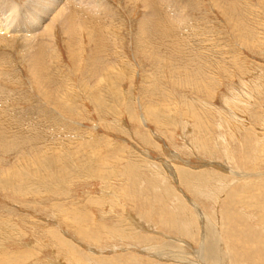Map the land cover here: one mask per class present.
<instances>
[{
    "label": "rangeland",
    "instance_id": "rangeland-1",
    "mask_svg": "<svg viewBox=\"0 0 264 264\" xmlns=\"http://www.w3.org/2000/svg\"><path fill=\"white\" fill-rule=\"evenodd\" d=\"M150 1L165 22L138 36L150 44L147 54L137 47L142 0L72 12L76 45L55 29L32 68L20 40L0 35V126L11 119V129L17 123L51 147L37 164L27 146L0 150L1 264H196L202 251L200 260L191 254L204 236L219 239L217 264H264V0ZM185 75L199 82L197 91ZM176 169L190 176L178 178ZM160 214L204 235L187 240L157 223ZM166 243L175 251L169 257L147 250ZM178 244L189 253H176Z\"/></svg>",
    "mask_w": 264,
    "mask_h": 264
},
{
    "label": "bare ground",
    "instance_id": "bare-ground-1",
    "mask_svg": "<svg viewBox=\"0 0 264 264\" xmlns=\"http://www.w3.org/2000/svg\"><path fill=\"white\" fill-rule=\"evenodd\" d=\"M136 1V0H135ZM138 1V0H137ZM143 1V5H142V12L144 13L143 15H142V17H141V20L143 21V23L140 25L141 27L140 28H138L139 29V32H137L136 34H137V38H138V41H137V43H140V41H139V37L140 38H142L143 39V37H146V33H147V31H148V26L149 25H154L155 26V24H157V23H161V21H163L162 19H164L163 18V15H162V13L160 12V17H159V12H157L156 10H158V9H156V7H155V5L150 1V0H142ZM163 1V0H162ZM219 1V0H218ZM130 2H133V1H130ZM166 2H173L172 0H167ZM175 2V1H174ZM177 2V1H176ZM221 2V1H220ZM226 2V1H225ZM229 2V1H228ZM102 0H25L22 4H20L19 2H17V0H0V19H1V21H2V23L4 24L3 26H0V35H6V37H7V35H11V36H15V37H17L19 40H20V44H21V48H22V50L25 52V54H26V61H28L27 62V65H29V67L30 68H32L33 66L35 67V63H36V60H34V59H37V55L39 54L38 53V51H39V49H41L40 47L43 45V44H51V42H53V39H54V37H55V33H54V31H55V29H57L58 30V28H59V30L58 31H60V33H63V35L65 34L67 37H66V41L68 42V45H76V40H75V38H74V34H72L73 32H71V19L73 18V17H71L72 16V12H75L76 13V10H78V9H80V10H85V13L87 14H90L91 15V13L92 12H97V11H100V10H103V9H108L109 7H110V5L109 4H104L103 3V5H102ZM108 3V2H107ZM136 3V2H135ZM139 3V2H138ZM159 3V2H158ZM231 3V2H230ZM233 3V2H232ZM161 4V3H160ZM160 4H159V6H160ZM176 4V3H175ZM174 4V5H175ZM220 4H223V1L220 3ZM112 5V4H111ZM138 5V4H137ZM163 5H165V4H163ZM163 5H161V7L163 6ZM172 5H173V3H172ZM171 5V6H172ZM185 5V4H184ZM178 6V5H177ZM176 6V7H177ZM141 7V6H140ZM175 7V6H174ZM179 7V6H178ZM183 6H181V8H182ZM220 7V6H219ZM172 8V7H171ZM180 8V7H179ZM226 8V7H225ZM164 9H165V7H164ZM175 8H173V10H174ZM177 9V8H176ZM163 10V9H162ZM166 10V9H165ZM167 10H169L170 11V9H168L167 8ZM172 10V9H171ZM182 10V9H181ZM185 10V9H184ZM223 10H224V8H223ZM79 11V10H78ZM105 11H107V10H105ZM159 11V10H158ZM225 11V10H224ZM227 12H228V10H226ZM100 12H102V11H100ZM111 12V11H110ZM167 12V11H166ZM175 12V11H174ZM173 12V13H174ZM75 13H73V14H75ZM163 13H164V11H163ZM168 13V12H167ZM170 13V12H169ZM171 14L170 13V15H174V14ZM105 14H107V13H105ZM112 14V13H111ZM180 14V13H179ZM83 15V14H82ZM97 15V14H96ZM108 15V14H107ZM116 15V14H115ZM167 16H168V14H167ZM177 16H178V14H177ZM184 16V15H183ZM75 17H76V15H75ZM78 17L79 16H77V19H78ZM83 17V16H82ZM100 17V16H99ZM165 17V16H164ZM176 17V16H175ZM118 18V17H117ZM162 18V19H161ZM185 18H188V17H185ZM99 19V18H98ZM115 19V18H114ZM119 19V18H118ZM169 19H170V17H169ZM180 19V18H179ZM179 19H177V20H179ZM183 19V18H182ZM18 20H19V22L21 21V23L23 24V29L22 30H17V28H16V26H15V22H18ZM75 20V19H74ZM101 20V19H100ZM186 20H189V19H186ZM72 21H73V19H72ZM77 21V20H76ZM88 21V20H87ZM119 21V20H118ZM168 21V20H167ZM173 21H175V20H173ZM182 21V20H181ZM81 22V24L80 25H82V27L84 28L83 29V31H85L86 32V35H87V38H90V39H92V37H95V36H93V35H89V31H88V27H87V25H88V23L86 22V20L84 21H80ZM105 22H107V21H105ZM114 22V21H113ZM163 22H165V21H163ZM185 22V21H184ZM87 23V24H86ZM121 23V22H120ZM166 23H170L171 24V22L170 21H168V22H166ZM181 23H183V21L181 22ZM74 25H75V23H73ZM90 24V23H89ZM110 25H111V22L109 23ZM113 24V23H112ZM163 24V23H162ZM161 24V25H162ZM169 24V26H168V28L169 27H171L169 30H173V25L171 26ZM175 24H178V23H175ZM179 24H180V22H179ZM186 24V23H185ZM77 25H78V23H77ZM119 25V24H118ZM183 25V24H182ZM182 25H181V27H182ZM187 26L189 25V24H186ZM121 26V25H120ZM160 26V25H159ZM174 26H176V25H174ZM73 27V26H72ZM76 27V26H75ZM74 27V28H75ZM108 27V26H107ZM162 27V26H161ZM165 27V26H164ZM181 27H179V28H181ZM12 28H14V29H12ZM80 28V27H79ZM109 28V27H108ZM153 27L151 26V30L152 31H154V29H152ZM73 29V28H72ZM82 29V28H81ZM91 29V28H90ZM97 29V28H96ZM105 28L103 27V30H104ZM162 29H164V28H162ZM167 29V28H166ZM175 29V28H174ZM183 29V28H182ZM75 30V29H74ZM165 30V29H164ZM180 30V29H179ZM73 31V30H72ZM77 31V30H76ZM82 31V30H81ZM92 31V30H91ZM98 31V30H97ZM167 32H168V30H166ZM174 31H176V33H177V28H176V30H174ZM78 32V31H77ZM94 32V31H93ZM149 32V31H148ZM171 32V31H170ZM75 33V32H74ZM80 33V32H79ZM78 33V34H79ZM100 33V32H99ZM107 33V32H106ZM173 33V32H172ZM153 34V33H152ZM164 34H165V32H164ZM164 34H163V36H164ZM166 34H168V33H166ZM170 35H171V33H169ZM97 35V34H96ZM109 35V34H108ZM151 35V34H150ZM159 35V34H158ZM181 35V34H180ZM98 36V35H97ZM139 36V37H138ZM152 36V35H151ZM157 36V35H156ZM162 36V35H161ZM168 37V35H165V37ZM9 37V36H8ZM175 37H177V35L175 36ZM175 37H173V38H175ZM181 37V36H180ZM12 38V37H11ZM159 38V37H158ZM170 38V37H169ZM185 38V37H184ZM1 39V38H0ZM55 39H56V37H55ZM94 39H96V38H94ZM141 39V40H142ZM162 39V38H161ZM2 40H4V39H2ZM12 40V39H11ZM80 40V39H79ZM88 40V39H87ZM97 40V39H96ZM159 40V39H158ZM166 40V39H165ZM168 40V39H167ZM173 40H175V39H173ZM7 41V40H6ZM92 41H93V39H92ZM142 41H144V40H142ZM17 42V41H16ZM96 42V41H95ZM118 42V41H117ZM123 42V41H122ZM121 42V43H122ZM171 42V41H170ZM170 42H168V43H170ZM19 43V42H18ZM91 44L93 43V42H90ZM102 43V42H101ZM160 43H161V41H160ZM162 43H163V41H162ZM174 44H175V42H173ZM1 44H2V41H1ZM10 44V43H9ZM118 44V43H117ZM141 44V45H140ZM139 44V46L137 45V47H139L140 48V52H142V53H144L143 52V49H144V47L146 46L147 48H148V45L147 44H149V43H146V42H143V43H140ZM17 45V44H16ZM97 45H98V42H97ZM150 45V44H149ZM164 45V44H163ZM168 45H170V44H168ZM4 46V45H3ZM8 46V45H7ZM93 46H95V44L93 43ZM10 47H12V46H10ZM14 47V46H13ZM4 48V47H3ZM19 48V47H18ZM97 48V47H96ZM121 48H122V46H121ZM42 49H43V47H42ZM47 49H49L48 47H47ZM95 49V48H94ZM71 50V49H70ZM188 50V49H187ZM45 51V50H44ZM43 51V52H44ZM173 51H174V49H173ZM41 52H42V50H41ZM147 52H150L149 51V49L147 50ZM182 52V51H181ZM187 52V51H186ZM93 53V52H92ZM176 53V52H175ZM19 54V53H18ZM20 54H22V53H20ZM41 54V53H40ZM43 54H45V53H42V55ZM50 54V53H49ZM48 53L46 54V55H49ZM75 54V53H74ZM144 54H147V53H144ZM149 54V53H148ZM181 54V53H180ZM202 55V54H201ZM117 56V55H116ZM21 57V56H20ZM2 58V56H0V60H2L1 59ZM4 58V57H3ZM6 58V57H5ZM22 58H23V56H22ZM20 59L21 61L23 60V59ZM43 58L44 57H42V60H43ZM196 58V57H195ZM41 59V58H40ZM48 59V58H47ZM184 59V58H183ZM25 60V59H24ZM38 60V59H37ZM44 61V60H43ZM184 61V60H183ZM182 61V62H183ZM7 62V61H6ZM0 63H1V61H0ZM33 64H35V65H33ZM42 64H44V63H42ZM47 64V63H46ZM26 65V66H27ZM48 65V64H47ZM192 65V64H191ZM190 65V66H191ZM183 66V65H182ZM186 68H188V64H187V66L186 65H184ZM28 67V66H27ZM110 67H112V65L110 66ZM176 67V66H175ZM37 68V67H36ZM36 68H34V70L36 69ZM44 68H48V67H45L44 66ZM114 68V66L112 67V69ZM38 69V68H37ZM36 69V70H37ZM109 69H111V68H109ZM108 69V70H109ZM181 69V68H180ZM30 70H32V69H30ZM35 70V71H36ZM46 70V69H45ZM84 70V69H83ZM188 70V69H187ZM35 71H34V73H32L31 72V74H34L35 75ZM40 72H43L42 70L40 71ZM185 72V71H184ZM37 73V72H36ZM191 73V72H190ZM2 74V73H1ZM187 74V73H186ZM6 75V74H5ZM183 75H184V73H183ZM1 76V75H0ZM32 76V75H31ZM37 76V75H36ZM35 76V77H36ZM41 76V75H40ZM44 76V75H43ZM188 76H189V73H188ZM9 77V76H8ZM33 77V76H32ZM169 77V76H168ZM172 77V76H171ZM41 78V77H40ZM44 78V77H43ZM187 77H186V75H185V78L184 79H186ZM36 79V78H35ZM39 79V78H38ZM195 79V77H192V78H187L186 80H184V84H188L189 86H190V90L191 91H193L194 92V90L191 88V86L195 89L196 88V91L198 90V86L197 85H192L193 83H199L197 80H196V82H193L192 80H194ZM5 79L3 78V81L2 82H5L4 81ZM13 80V79H12ZM15 80V79H14ZM13 80V81H14ZM17 81V80H16ZM38 81V80H37ZM170 81V80H169ZM15 82V81H14ZM39 82H41V81H39ZM46 83H47V81H45ZM1 83V82H0ZM13 83V82H12ZM10 84V83H9ZM48 84V83H47ZM36 85H37V82H36ZM187 85V86H188ZM202 85V84H201ZM6 86H8V85H6ZM47 86V85H46ZM49 86V85H48ZM47 86V87H48ZM3 87V86H2ZM17 87V86H16ZM41 87H43V85L41 86ZM5 88V87H4ZM6 89V88H5ZM37 89L39 90V88H38V86H37ZM50 89H51V86H50ZM11 90V89H10ZM4 92V91H3ZM6 92V91H5ZM10 94V93H9ZM43 94V93H42ZM45 94V99H44V101H45V103H47V104H50L51 105V101H53V103H55L54 101H55V99L53 98H51V92H49L48 91V93L46 94V92L44 93ZM201 94V93H200ZM206 95V94H205ZM13 96V95H12ZM11 96V97H12ZM36 96V95H35ZM43 96V95H42ZM207 97V96H206ZM205 97V98H206ZM14 98V97H13ZM16 98H18V97H16ZM152 98V97H151ZM13 101V100H12ZM19 101V100H18ZM234 101V100H233ZM185 102V101H184ZM15 103H17L16 101H15ZM236 103V102H235ZM58 104H60V103H58ZM1 105V104H0ZM2 105H3V103H2ZM5 105V104H4ZM8 106H9V104H7ZM59 106V105H58ZM3 109V108H2ZM6 111V110H5ZM8 111H6V113H7ZM3 114H4V112H3ZM9 115V114H8ZM14 115V114H13ZM241 115V114H240ZM1 116V115H0ZM235 117V116H234ZM12 118V117H11ZM7 119V118H6ZM236 119V118H235ZM1 122V121H0ZM18 122V121H17ZM15 125V128H12L11 129V127H14L13 126V123H12V121H11V119H10V121H8V120H6L5 121V118H4V123H1V126H0V150H9V149H11L12 147H14V146H17V148H24L25 146H27L29 149H31V157H33V160H32V163H36V160L39 158V156L40 155H44L46 152H47V150L49 149V148H51V147H48L47 148V146H49V145H47V143H45L44 144V142L43 141H41V139H40V137L39 136H37V134H34V135H32V134H28L27 135V133L26 132H24V131H22V130H20L19 128H17L16 127V125H18L17 123L16 124H14ZM6 128H10L9 130H3V129H6ZM20 131V132H19ZM32 131V130H31ZM22 141V142H21ZM23 142H25V143H23ZM39 142H41V143H39ZM23 143V144H22ZM39 143V145H37ZM22 144V145H21ZM31 144V145H30ZM33 144H35V145H33ZM43 144V145H42ZM37 145V146H36ZM14 148H16V147H14ZM13 148V149H14ZM12 150V149H11ZM15 150V149H14ZM20 150V149H19ZM17 152H18V150H17ZM29 152V151H28ZM2 154V153H1ZM47 155H51V149H50V151L49 152H47L46 153ZM45 158V157H44ZM47 158H48V156H47ZM46 158V159H47ZM46 161H50L49 159L48 160H46ZM42 162L44 163L45 162V160L42 158ZM41 162V163H42ZM17 163V162H16ZM42 163V164H43ZM37 164V163H36ZM34 165V164H33ZM37 166V165H36ZM47 167V166H46ZM132 168H134V167H132ZM129 171H130V169H128ZM132 171V170H131ZM176 171H177V169H176ZM186 175V174H188V176H190L189 175V172H185V170L184 171H177V177L178 178H180L181 176L180 175ZM45 175V174H44ZM47 175V174H46ZM245 174H242V176H244ZM74 177V176H73ZM211 178V177H210ZM206 180H207V178H205ZM209 179V178H208ZM191 179H189L188 181H190ZM201 180V179H200ZM205 180V182L207 183V181ZM211 180V179H210ZM187 181V180H186ZM202 181V180H201ZM200 181V182H201ZM204 181V180H203ZM180 182H181V184L183 185V183H185V180H180ZM196 182H197V180H196ZM209 182V181H208ZM0 183H1V181H0ZM222 183V182H221ZM246 183H248V182H246ZM223 184V183H222ZM184 186V185H183ZM186 186V185H185ZM192 188V187H191ZM246 190V189H245ZM206 191V190H205ZM246 192V191H245ZM250 197V196H249ZM258 201V200H257ZM249 203V202H248ZM56 206V205H55ZM153 210V209H152ZM68 211V210H67ZM243 211V210H242ZM245 211V210H244ZM63 212V211H62ZM144 213V212H143ZM201 213H203V212H201ZM245 213V212H244ZM66 214V213H65ZM140 215H142V214H140ZM75 216V215H74ZM81 216V215H80ZM85 218V217H84ZM59 219V218H58ZM187 219H189L188 217H187ZM227 219V218H226ZM63 220H65V219H63ZM85 220V219H84ZM124 219H122V220H117L116 222L117 223H123L122 221H123ZM190 221H191V219H190ZM76 222V221H75ZM228 222H229V220H228ZM157 223H160V224H162L164 227H167V228H169L170 230H172V231H174L175 233H177L178 235H180L181 237H184V238H186L187 240H192L193 238H194V236H196L197 237V240H199L200 238H201V236L202 235H204L203 233H200V234H198V232L196 233H194L193 232V225L192 224H190V225H188V224H186V223H182V222H180L179 221V219H178V217H174V216H169L168 218H164L161 214H160V216L157 218ZM145 224V223H144ZM205 224V223H204ZM207 225L209 226V225H211L210 224V221L208 220V223H207ZM116 226H118V225H116ZM149 225H147V227H148ZM76 227H77V225H76ZM81 228V227H80ZM85 228V227H84ZM96 227H93V228H90V229H92L93 231H98V228H96ZM102 228V226L100 227V229ZM115 228V227H114ZM149 228V227H148ZM193 228V229H192ZM208 228H210V227H208ZM83 229V228H82ZM108 229V231H109V228H107ZM123 229V228H122ZM83 230H85V229H83ZM82 230V231H83ZM92 230H89L88 231V233H92ZM206 230H207V228H206ZM216 230V229H215ZM79 231H81V229L79 230ZM86 231V230H85ZM125 231H127V230H125ZM117 232H120V231H118L117 230ZM228 232V235H229V237H230V239H231V241H233L234 242V244H235V242H236V244H237V239H239V236H240V233H239V231L238 230H236V229H233V228H231L230 230H228L227 231ZM208 233V232H207ZM83 234H85V233H83ZM105 234V233H104ZM117 234H121V233H117ZM205 234H206V232H205ZM211 235H212V233H210ZM86 235V234H85ZM96 235V234H95ZM97 235H98V233H97ZM100 235V234H99ZM98 235V236H99ZM214 235V234H213ZM81 236V235H80ZM89 236V235H88ZM87 236V238H89ZM97 236V237H98ZM112 236V235H111ZM210 236V235H209ZM236 236V237H235ZM120 237V236H119ZM152 237V236H151ZM215 237L216 236H214V239L213 238H210L207 242H206V240H207V237L206 236H204V239H202L201 240V248L202 249H199V250H197L196 252H194V253H190L191 255H193V257L197 260H200L199 259V253H201V251H202V253H201V255H200V257H201V261L202 262H204L205 260H208V262L209 263H212V264H217V262L219 263V262H221V257L223 258V256H221L219 253H218V250L217 249H219V247L217 246V243L219 244V239H215ZM55 238V237H54ZM59 238V237H58ZM81 238H83L82 236H81ZM92 238V237H91ZM94 238V237H93ZM179 238V237H178ZM246 238V237H245ZM86 239V238H85ZM55 240V239H54ZM59 240V242H60V239H58ZM84 240V239H83ZM95 240V239H94ZM120 240V239H119ZM186 240V241H187ZM215 240H217V241H215ZM64 241V240H63ZM84 241H86V240H84ZM132 241V240H131ZM140 241H142V243H149V242H153L152 241V239L151 238H149L147 235L146 236H140ZM62 242V241H61ZM88 242H90V241H88ZM180 242V241H179ZM193 242V241H192ZM57 243H58V241H57ZM62 243H64V242H62ZM95 243H96V241H95ZM181 243H182V241H181ZM184 243V242H183ZM195 243V242H194ZM247 243H251V242H248L247 241ZM258 243H260V242H258ZM55 244H56V242H55ZM154 244V243H153ZM156 244V243H155ZM62 245V244H61ZM99 245V244H98ZM158 245V244H157ZM160 245V244H159ZM184 245V244H183ZM58 246V245H57ZM63 246V245H62ZM151 246V245H150ZM149 246V247H150ZM170 246H172V244H169V243H166V244H162L161 246H158V247H152L151 246V248H148L147 247V250H149V251H151L152 253L155 251H157L156 252V254H158V255H160V253L161 254H163V256H166V257H169V256H171V253L173 254V252H175V251H173L172 250V252L171 251H168L169 250V248L168 247H170ZM175 247H176V245H174ZM186 246H187V244H186ZM188 246H189V244H188ZM56 247V246H55ZM66 247V246H65ZM236 245L234 246V249H230L229 251H232V250H235L236 248ZM248 247V246H247ZM62 248V247H61ZM233 248V247H232ZM238 248V247H237ZM60 249V248H59ZM64 249V248H63ZM68 249H69V247H68ZM145 249H146V247H145ZM165 249H168V250H165ZM174 249V248H173ZM177 251H176V253H183V255H184V253H189L186 249H188V248H185V246H182V245H180V244H178L177 245V247L175 248ZM239 249V248H238ZM238 249H237V251H238ZM70 250V249H69ZM87 250V249H86ZM146 250V251H147ZM171 250V249H170ZM239 250H241L242 251V253L244 254L246 251H243L242 250V247H240V249ZM257 250V249H256ZM68 251V250H67ZM228 251V252H229ZM258 251V250H257ZM71 252H74L75 253V251H74V249H73V251L71 250L69 253L71 254ZM154 252V253H155ZM191 252V251H190ZM228 252L226 251L224 254H222V255H228ZM4 253H6V252H4L3 250H0V264H1V261L2 260H5V258L7 259V257H5L4 256ZM28 253V252H27ZM68 253V252H67ZM66 253V254H67ZM232 253V252H231ZM235 253V252H234ZM239 252H237V254H238ZM77 254V253H76ZM242 254V255H243ZM8 255V254H7ZM21 255V254H20ZM88 255V254H87ZM218 255V256H217ZM220 255V256H219ZM240 255V254H239ZM263 255V254H262ZM75 256V255H74ZM186 256H188V254L186 255ZM213 256V259H215L214 261H212L211 260V257ZM3 257H5L4 259H3ZM12 257V259H13V256H11ZM67 257V256H66ZM70 255H69V260H70ZM75 257H77V256H75ZM86 257H88V256H86ZM85 257V258H86ZM93 257V256H92ZM162 257V256H161ZM178 258H180L179 256H177ZM234 257V256H233ZM240 257H242V256H240ZM245 257V256H244ZM175 258V257H174ZM183 257H181V259H182ZM190 258H192V257H190ZM217 258H219V260L217 259ZM264 258V257H263ZM263 258H262V260H263ZM67 259V258H66ZM73 259V258H72ZM81 259V258H80ZM89 260L91 259V258H88ZM113 259V258H112ZM165 259H169V258H165ZM173 259V258H172ZM171 259V260H172ZM187 259V258H186ZM221 259V260H220ZM225 259V258H224ZM223 259V260H224ZM11 260V259H10ZM75 260H76V258H75ZM82 260V259H81ZM85 260V259H84ZM191 260H193V259H191ZM240 260V259H239ZM18 261V260H17ZM71 261V260H70ZM78 261V260H77ZM87 261V260H86ZM97 261V260H96ZM114 261V260H113ZM172 261H174V260H172ZM184 261V260H183ZM182 261V262H183ZM186 261V260H185ZM184 261V262H185ZM198 262L197 261V263L196 264H201L202 262ZM226 261V260H225ZM232 261V260H231ZM73 262H74V260H73ZM82 262V261H81ZM85 262V261H84ZM89 262V261H88ZM179 262L181 263V261H180V259H179ZM224 262V261H223ZM232 262H234V261H232ZM7 263V262H6ZM17 263V262H16ZM93 263H95V261L93 262ZM97 263V262H96ZM12 264V263H11ZM91 264V263H90ZM225 264V263H224Z\"/></svg>",
    "mask_w": 264,
    "mask_h": 264
}]
</instances>
